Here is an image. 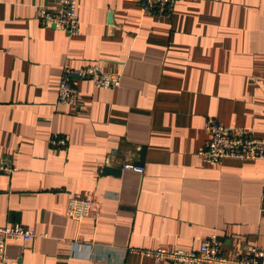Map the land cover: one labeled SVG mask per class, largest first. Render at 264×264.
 <instances>
[{
    "label": "crops",
    "instance_id": "0c3cea01",
    "mask_svg": "<svg viewBox=\"0 0 264 264\" xmlns=\"http://www.w3.org/2000/svg\"><path fill=\"white\" fill-rule=\"evenodd\" d=\"M39 5L59 6L0 0V161L16 168L0 170V225L38 235L8 256L154 264L142 250H197L212 234L231 259L264 252V159L198 156L210 116L264 138V0H177L170 17L137 0H79L78 35L42 25ZM93 63L121 72L120 87L80 79L78 104L60 102L65 65ZM73 197L95 215L69 216Z\"/></svg>",
    "mask_w": 264,
    "mask_h": 264
},
{
    "label": "built area",
    "instance_id": "2783aa9c",
    "mask_svg": "<svg viewBox=\"0 0 264 264\" xmlns=\"http://www.w3.org/2000/svg\"><path fill=\"white\" fill-rule=\"evenodd\" d=\"M58 8L51 9L39 5L37 17L42 25L55 26L65 30L70 35L81 33V20L78 14L79 0H57ZM145 9L153 11L158 16L170 17L175 9L177 0H137ZM8 49L0 47V53H7ZM80 79H89L99 88L115 89L120 87L122 73L106 70L99 63H93L79 68L65 65L59 90L58 100L76 106L79 100L77 83ZM206 130L210 133L209 140L199 149V158L211 165L220 163L225 158L243 160L264 159V138L256 136L247 127L225 125L210 116L205 121ZM68 141L57 135H51L52 147L64 148ZM125 168L142 171L137 165H125ZM16 168L0 161V170L11 173ZM68 215L76 220L95 215L92 203L85 199L71 198L67 208ZM37 233L23 224L0 225V264H18L8 256V246L15 240H31ZM154 259V264L163 261L171 264H263V250L258 246H250L247 253L238 259L227 257L223 250V242L217 234H212L197 250L163 249L142 250Z\"/></svg>",
    "mask_w": 264,
    "mask_h": 264
},
{
    "label": "water",
    "instance_id": "95a60500",
    "mask_svg": "<svg viewBox=\"0 0 264 264\" xmlns=\"http://www.w3.org/2000/svg\"><path fill=\"white\" fill-rule=\"evenodd\" d=\"M146 150H147V146L144 144L141 146V150H140V159L139 161L136 163L138 165H143L145 162V156H146ZM103 173L104 174H112V175H120L121 173V169L117 168V167H112V166H108L105 165L104 169H103Z\"/></svg>",
    "mask_w": 264,
    "mask_h": 264
},
{
    "label": "rangeland",
    "instance_id": "374dc122",
    "mask_svg": "<svg viewBox=\"0 0 264 264\" xmlns=\"http://www.w3.org/2000/svg\"><path fill=\"white\" fill-rule=\"evenodd\" d=\"M62 138H64V139H66L65 137H62ZM67 140V139H66ZM68 143V142H67Z\"/></svg>",
    "mask_w": 264,
    "mask_h": 264
}]
</instances>
